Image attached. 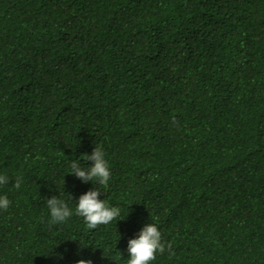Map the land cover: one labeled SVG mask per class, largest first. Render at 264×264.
<instances>
[{
  "label": "trees",
  "instance_id": "obj_1",
  "mask_svg": "<svg viewBox=\"0 0 264 264\" xmlns=\"http://www.w3.org/2000/svg\"><path fill=\"white\" fill-rule=\"evenodd\" d=\"M0 176V264H127L149 223V264H264V0H0Z\"/></svg>",
  "mask_w": 264,
  "mask_h": 264
},
{
  "label": "clouds",
  "instance_id": "obj_2",
  "mask_svg": "<svg viewBox=\"0 0 264 264\" xmlns=\"http://www.w3.org/2000/svg\"><path fill=\"white\" fill-rule=\"evenodd\" d=\"M87 161H93L94 164L87 168L80 167L78 160L71 162V173L78 179L87 183L95 178L99 184L106 185L110 178V170L104 158V152L101 147L95 145L91 155L85 154ZM7 182L6 177L0 176V184ZM22 183V178H17L15 187L19 188ZM101 191L96 187L82 194L77 203L76 213L82 216L85 223L90 229H95L98 225H107L113 219L120 215L119 209L116 207L106 206L104 200L99 199ZM47 206L51 214V223H59L65 221L72 215L68 205L61 199L53 196L46 199ZM10 201L8 198L0 197V208L7 210ZM164 244L161 242V232L155 224L149 223L140 231L138 238H133L128 241L127 251L130 253V258L127 259V264H149L155 259L157 251L164 252ZM77 264H92L91 260L79 259Z\"/></svg>",
  "mask_w": 264,
  "mask_h": 264
}]
</instances>
